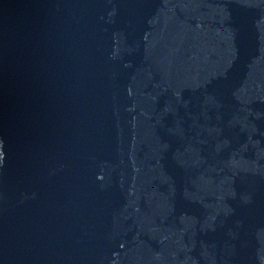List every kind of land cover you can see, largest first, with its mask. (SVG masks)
I'll list each match as a JSON object with an SVG mask.
<instances>
[{"label":"water","instance_id":"obj_1","mask_svg":"<svg viewBox=\"0 0 264 264\" xmlns=\"http://www.w3.org/2000/svg\"><path fill=\"white\" fill-rule=\"evenodd\" d=\"M0 264H264V0H0Z\"/></svg>","mask_w":264,"mask_h":264}]
</instances>
